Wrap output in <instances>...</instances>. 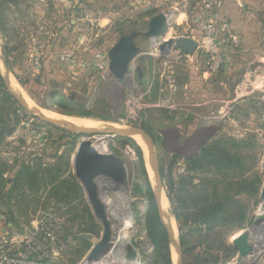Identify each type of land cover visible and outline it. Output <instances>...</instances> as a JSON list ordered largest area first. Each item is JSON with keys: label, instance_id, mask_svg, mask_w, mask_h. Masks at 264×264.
Returning a JSON list of instances; mask_svg holds the SVG:
<instances>
[{"label": "rangeland", "instance_id": "obj_1", "mask_svg": "<svg viewBox=\"0 0 264 264\" xmlns=\"http://www.w3.org/2000/svg\"><path fill=\"white\" fill-rule=\"evenodd\" d=\"M221 1L15 0L4 4L5 31L0 27V54L8 73L2 70L19 88L7 87L15 99L18 97L21 109L17 115L7 110L0 113L6 121L2 127L14 129L12 134H4L0 139V183L4 182L0 184V254L7 248L8 240H13L15 246L28 230L42 221H55L59 231L58 242L52 249L53 264H83L103 235V226L74 171L80 143L91 138L97 149L98 140L105 142L106 147L99 150L119 157L126 167L124 183L116 186L107 180L105 186L99 187L114 236L104 264H156L157 250L152 237L159 238V232L153 234L147 225L150 199L139 156L141 152L154 190L156 171L151 164L148 141L136 135L148 147L146 157L136 136L115 134L131 128L142 130L152 142L162 186L159 191L167 204L166 212L160 206L158 213L164 226L171 220L176 239L181 246L185 245L181 249L182 264L237 263L239 254L229 247L238 233L262 234L264 241L261 194L253 200L240 198L247 205L242 228L232 231L223 226L208 236L189 235L199 222V211L195 210L193 201H199V194L208 184L212 187L221 180L207 162L202 170L191 172L196 163L192 161L198 159L199 163L207 153L216 150L215 143L227 139L242 142L245 148L241 155L248 168L244 179L249 182L258 176L260 188L264 180L260 162L264 157V133L255 131L257 124L251 125L260 116L264 93L261 89L249 92L250 73L247 69L234 71L237 67L234 69L232 58L227 60V57L224 68L214 73L209 70V60L202 48L194 56H187L165 46L169 39L184 36L195 38L198 47L202 46L210 26L216 27L217 5ZM162 13L169 18L165 36L148 38L151 20ZM180 14L184 15L183 20ZM131 34L137 35L139 53L127 75L118 80L105 67L96 69L93 61L96 54L108 58L111 48ZM36 57L41 63L40 72L34 69ZM255 84L259 86L253 81ZM32 109L58 122L56 117L87 120L100 127H80L78 131L112 133L95 138L81 135L69 129L72 123L60 122L62 129L40 121L31 113ZM212 125L219 126L218 133L191 161L162 148L163 129L179 127L184 140L197 128ZM222 148L220 151L227 149L234 153L231 143ZM147 166L152 167L151 173ZM27 171L31 183H24L22 191L16 190L8 196L18 175ZM57 173L58 181L52 182L49 177ZM184 178H188V184L181 193L178 183ZM125 194L129 203L126 211ZM124 213L129 218V227H121ZM83 234L94 239L82 238ZM167 234L172 264H179L178 249L168 230ZM185 249L193 251L185 254Z\"/></svg>", "mask_w": 264, "mask_h": 264}, {"label": "water", "instance_id": "obj_2", "mask_svg": "<svg viewBox=\"0 0 264 264\" xmlns=\"http://www.w3.org/2000/svg\"><path fill=\"white\" fill-rule=\"evenodd\" d=\"M169 18L166 14L162 13L154 17L150 24L149 30L146 34L148 38L158 39L159 37L165 36L168 27ZM1 32V31H0ZM165 46L173 48L175 51H180L182 54L187 56H193L197 52L198 43L191 37H179L171 38L165 42ZM139 53V48L137 46V35L131 34L129 36L122 37L109 51V70L116 77V79H123L130 70V66L134 59ZM1 58V54H0ZM5 64H7L5 62ZM0 72L4 78L7 87H12V82L10 79L1 71ZM20 92V91H18ZM21 93V92H20ZM22 94V93H21ZM23 96V95H22ZM17 100L18 97H16ZM31 113L38 118L40 121L54 125L58 128H64L60 122L52 119H48L38 113L36 110L32 109ZM70 129V128H69ZM73 130V129H71ZM75 133L81 135H90L92 138L99 136L103 133L111 134L112 132L105 131H78L73 130ZM219 131V126H201L197 128L189 137L184 139L182 142V132L179 127H173L169 129L161 130L162 135V148L165 152L176 154L182 156L185 160H192L197 158L200 152L205 146L215 137ZM133 134L141 135L148 141V147L150 151L151 164L156 171V187L154 189V194L157 203L160 204L157 196L156 189L160 185V178L158 171L156 169V161L154 159V149L149 136L142 130L138 129H125L116 132L115 134ZM74 171L75 176L80 182L85 194L88 198L90 206L93 210L95 217L100 221L103 226V235L100 241H98L92 249L89 251L85 258L83 264H99L105 257V255L110 251L113 245V227L108 216V210L105 202L101 198V192L99 188V183L101 179H106L111 181L116 186L124 183L126 179V167L125 163L119 157L111 153H103L101 150L97 149L91 138L83 140L77 150L74 158ZM263 174H264V162H263ZM261 197L264 199V184L262 187ZM170 239L174 241L178 249V263L182 264V246L176 239L174 232L172 231L171 224H165ZM82 238L92 240L94 237L92 235L83 234ZM233 248L238 252L240 257H246L252 250L249 243V236L247 234L241 235L236 238L233 242ZM109 264V263H106Z\"/></svg>", "mask_w": 264, "mask_h": 264}, {"label": "trees", "instance_id": "obj_3", "mask_svg": "<svg viewBox=\"0 0 264 264\" xmlns=\"http://www.w3.org/2000/svg\"><path fill=\"white\" fill-rule=\"evenodd\" d=\"M8 2H15V0H0V27L2 32L5 31L3 6ZM5 55L7 58L8 54L6 53ZM19 108L21 109L18 100L9 93L4 78L0 72V113L2 114V112L7 110L8 113L11 112L12 115H17ZM84 117H88V115ZM0 124V139H2L4 134L8 133L10 135L13 133V128L9 127V129H6L2 127L3 124H6L3 115H0ZM230 143L234 153L227 149L225 151H220V148L223 147L222 149H225V146L227 147ZM214 148H216V150H211V153H207L202 157L199 163H197L198 159L193 160L192 163L196 162L197 164H193L194 167L190 169L191 172H197L200 169L202 170L203 163L207 162L210 168L212 167L214 169L211 170L216 172V176L221 178V180L218 183H215L212 187L208 184L205 189H202V192L199 194L200 198L197 199L199 200L198 202L193 201L195 210L199 211L197 219L199 222L195 225V229H193L189 235L196 234L199 238L202 237L203 233L208 236L211 231L217 227L224 226L232 228V231L234 229L242 228L246 223L247 213L245 210H247V205L244 204L240 198L243 196L248 197L250 200L256 198L259 194L261 185L258 176H255V178L249 182L244 179L248 173V168H245L246 162L241 155V151L245 148V145L242 142L232 139L221 140L219 144L215 143L213 145V149ZM139 156L141 159V167L146 177V189L150 199L147 213V225L152 229L153 234L159 232V238L156 235H153L152 237L157 250L156 264H172V253L167 236V229L161 222L158 213L159 207L157 205L153 187L148 180L141 152H139ZM29 172L30 171H27L18 175L16 185L13 189L8 191V196L16 190L22 191L21 188L24 183H31V181L28 180L32 177L30 176V178H28L27 176L30 174ZM49 178L52 182H57L59 179V173L51 175ZM187 179L188 178H184L178 183L181 193L184 192V188L188 184ZM1 180L2 175H0V181ZM0 184L4 185V182ZM81 192V189H78V195H81ZM170 199L172 198L170 197ZM182 247L183 249L185 248L184 243H182ZM229 249L235 251L232 246L229 247ZM191 251L193 250L185 249L184 253L186 254Z\"/></svg>", "mask_w": 264, "mask_h": 264}, {"label": "crops", "instance_id": "obj_4", "mask_svg": "<svg viewBox=\"0 0 264 264\" xmlns=\"http://www.w3.org/2000/svg\"><path fill=\"white\" fill-rule=\"evenodd\" d=\"M217 6L215 29L218 28L216 31L225 57L227 60L232 58L233 68L237 67L234 71L247 69V73H250L249 92L261 89L264 93V85H262L264 83V0H223ZM183 16L180 14L179 18L183 20ZM185 18L186 20L188 18L186 14ZM231 35L239 36V47L231 45L229 42ZM253 81L259 86L257 84L254 86ZM261 98L264 99V95L261 94ZM252 124H257L254 127L257 133L258 131L264 133V106L261 108L260 116ZM260 162L263 168L264 157L260 158ZM261 192L262 188L259 189V194ZM3 238L7 239L5 236ZM8 242L13 244L14 241L8 240Z\"/></svg>", "mask_w": 264, "mask_h": 264}, {"label": "built area", "instance_id": "obj_5", "mask_svg": "<svg viewBox=\"0 0 264 264\" xmlns=\"http://www.w3.org/2000/svg\"><path fill=\"white\" fill-rule=\"evenodd\" d=\"M229 42L232 46H240V38L237 35H231ZM199 48H202L203 53L207 55L211 72L217 73L224 68L226 57L213 26H210ZM93 61L96 69L102 70L105 67L109 70V60L104 54H96ZM34 69L37 72L41 71V63L37 57L34 59ZM58 231L59 226L55 221H42L36 228L28 230L17 245L13 246L12 243L6 242L7 248L0 254V264H53L52 249L58 242ZM239 236H241L240 233L232 237L230 243L232 247L234 240ZM262 240V234L252 232L249 235L251 252L246 257L238 256L237 263L233 264H264V241ZM256 242L261 244L258 246Z\"/></svg>", "mask_w": 264, "mask_h": 264}, {"label": "bare ground", "instance_id": "obj_6", "mask_svg": "<svg viewBox=\"0 0 264 264\" xmlns=\"http://www.w3.org/2000/svg\"><path fill=\"white\" fill-rule=\"evenodd\" d=\"M0 67H2L1 68V71L4 73V71L5 72H7V68H5V65H4V60H3V58L1 57L0 58ZM4 71H3V70ZM8 73V72H7ZM5 74V73H4ZM6 75V74H5ZM7 76V75H6ZM12 81V80H11ZM12 86H13V88H15V89H19L18 88V86L16 85V83H14L13 81H12ZM36 110V109H35ZM45 114H47V113H45ZM51 116L52 115H47V117H49V118H51ZM53 119H55V118H53ZM56 119L57 120H59L61 123H72V125L70 124L69 125V128L70 129H73V130H78V129H80V127L81 128H94V127H96V128H98L99 127V125L98 124H96V123H92V122H90V121H87V120H82V121H73V120H69V119H67V118H61V117H56ZM104 125V124H103ZM100 128V127H99ZM106 128V127H105ZM133 135V134H132ZM131 136V135H130ZM134 136H136V135H134ZM141 137V136H140ZM140 137H138V136H136L135 137V139L139 142V144L141 145V147H142V149H143V151H144V153H145V155H146V157H147V155H148V153H149V151H148V147L146 146V145H144V143H142L143 141H141L140 140ZM97 147H99V149H104V147H106V144H105V142H102V140L100 139V140H98V142H97ZM147 170L150 172L151 170H152V167L151 166H147ZM152 172V171H151ZM150 172V173H151ZM98 183H99V187H102V185L103 186H105V184L107 183V180H104V179H101L100 181H98ZM102 184V185H101ZM160 187L162 188V186L161 185H158V188L156 189V192H157V196H158V200H159V204H160V206H161V208L166 212V207H167V204H166V200H165V197H164V195H163V193H162V191L160 190L159 191V189H160ZM160 195V196H159ZM125 205H124V211H126V209L128 210L129 208V203L127 202L128 201V197H127V195L125 194ZM162 202H161V201ZM162 203H164L163 204V206H162ZM123 211V212H124ZM122 213V212H121ZM120 213V214H121ZM122 215V214H121ZM126 213H124V219L125 220H123V222H122V224H121V227H123V226H126L127 227V225H128V227H129V223H128V221H129V218L127 219L126 218ZM167 216V215H166ZM165 216V217H166ZM169 222L168 223H170L171 222V220H168ZM121 222V221H120ZM124 229V228H123ZM128 234V233H127ZM127 236V235H126ZM124 239H125V237H124ZM128 239V238H127ZM124 241V240H123ZM105 260H106V258H104L99 264H104V262H105Z\"/></svg>", "mask_w": 264, "mask_h": 264}, {"label": "flooded vegetation", "instance_id": "obj_7", "mask_svg": "<svg viewBox=\"0 0 264 264\" xmlns=\"http://www.w3.org/2000/svg\"><path fill=\"white\" fill-rule=\"evenodd\" d=\"M181 142L183 141V138L181 137V140H180ZM201 153V152H200ZM176 155V154H175ZM177 156H179V155H177ZM179 157H181V158H183L182 156H179ZM184 159V158H183ZM195 159V158H194ZM193 160V159H192ZM186 161H191V160H186Z\"/></svg>", "mask_w": 264, "mask_h": 264}]
</instances>
